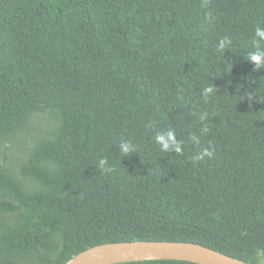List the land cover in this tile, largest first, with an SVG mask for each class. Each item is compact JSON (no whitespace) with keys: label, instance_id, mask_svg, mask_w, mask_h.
I'll use <instances>...</instances> for the list:
<instances>
[{"label":"trees","instance_id":"obj_1","mask_svg":"<svg viewBox=\"0 0 264 264\" xmlns=\"http://www.w3.org/2000/svg\"><path fill=\"white\" fill-rule=\"evenodd\" d=\"M257 24L264 0H0V264L134 241L264 264ZM169 128L182 154L155 143Z\"/></svg>","mask_w":264,"mask_h":264},{"label":"water","instance_id":"obj_2","mask_svg":"<svg viewBox=\"0 0 264 264\" xmlns=\"http://www.w3.org/2000/svg\"><path fill=\"white\" fill-rule=\"evenodd\" d=\"M155 260L196 264H251L191 242L134 241L103 244L79 253L66 264H120Z\"/></svg>","mask_w":264,"mask_h":264},{"label":"clouds","instance_id":"obj_3","mask_svg":"<svg viewBox=\"0 0 264 264\" xmlns=\"http://www.w3.org/2000/svg\"><path fill=\"white\" fill-rule=\"evenodd\" d=\"M251 44L253 50L247 54V61L250 64L254 65V68L257 71L264 69V24H257L255 26L254 36L252 38ZM231 45L232 40L228 36H224L219 38L216 47L218 51L224 53L225 50H227ZM216 88L217 87L213 84L203 89L202 95L206 101L210 95L215 94ZM207 116L208 112H203L199 114V121L201 123H204L206 121ZM202 131H209L206 123L204 124ZM192 139L196 140L197 138L193 137ZM155 143L160 147V150L162 152L182 154L184 150V141L178 140L176 137V132L171 128L165 131L158 132L155 136ZM119 149L121 155L125 157H128L131 154L137 152V146L134 145L131 141H121ZM212 155V152L208 151V149H204L203 152L195 156L194 159L199 161L203 160L206 156L211 158ZM98 164L101 168H104L108 164V159L106 157L101 158L98 160ZM108 170L111 171V169Z\"/></svg>","mask_w":264,"mask_h":264}]
</instances>
